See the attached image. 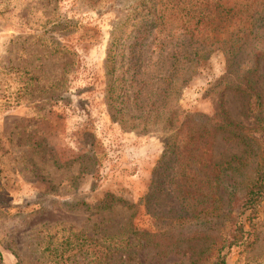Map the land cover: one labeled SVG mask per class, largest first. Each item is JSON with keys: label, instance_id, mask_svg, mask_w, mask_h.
<instances>
[{"label": "rangeland", "instance_id": "rangeland-1", "mask_svg": "<svg viewBox=\"0 0 264 264\" xmlns=\"http://www.w3.org/2000/svg\"><path fill=\"white\" fill-rule=\"evenodd\" d=\"M172 108L217 129L196 166L213 171L183 201L217 210L125 246L128 225L165 231L143 196ZM262 122L264 0H0V264H217ZM256 211L224 264H264V201Z\"/></svg>", "mask_w": 264, "mask_h": 264}, {"label": "trees", "instance_id": "trees-1", "mask_svg": "<svg viewBox=\"0 0 264 264\" xmlns=\"http://www.w3.org/2000/svg\"><path fill=\"white\" fill-rule=\"evenodd\" d=\"M173 65V63L170 64L171 67H173ZM171 82H175V79L168 77L164 91H168L169 93V91L175 92L178 90L177 85H172ZM237 86L238 85L234 87ZM259 97L260 96L257 95V99ZM177 116L178 112L175 108L168 110V117H170L171 120L173 119L174 122H177ZM256 120L261 122L259 117H256ZM189 121V115L184 116L182 121L177 122V128L173 132L171 138L164 142L162 153L151 170L150 181L143 196L144 205L147 211L151 212V216L159 221L165 231L163 230L161 233H152L146 230H139L131 227V225H128L126 230L129 234H134L135 236L133 240H129V242L125 243V246H130L132 242H135V240H137L136 246L146 244L147 241L144 239H142L143 244L140 241V237L142 236L158 237L164 232L169 234L174 230H177L176 233H174L175 236L181 235V229L185 226L186 221H188H185L188 215H199L200 213H209L212 215L213 211L216 209L217 206L213 204L209 205L206 203L203 205L201 203L193 204L191 202H183L188 197L191 198L194 195H200L199 192L201 191V188L199 186L204 185V180H206L208 178V174H211L213 171V168H208L205 172H203V174H201V168L196 166L199 165L200 162L201 164L208 162V158L205 153H207V149L209 148V142L211 141L214 130H217L216 128H210L211 117L205 118L204 122L199 125L191 124L187 126L191 122ZM140 122L142 123L144 121ZM262 126L264 131L263 122ZM145 127L146 123H143L142 128ZM227 132L231 135L230 131ZM262 142L264 144V135L262 137ZM168 151L173 154L172 159L170 158ZM256 158L253 177L246 185L241 196V201L236 214L237 220L234 222L233 231L223 235L222 237L220 235L221 238L219 240L211 242V245H213V243L217 245V264H224L225 254L231 246H244L248 243L249 229H244V225L247 222V225L251 226L252 219L255 217L259 203L264 201V152L256 155ZM172 163L174 164L172 165ZM172 172L176 174L173 176L171 175ZM166 173H169L170 175L168 180L165 179L166 176H168L165 175ZM197 190L200 191L197 192ZM154 192H159L164 198L168 199L174 196L176 201L172 205L167 202L168 205H165L166 209H160L158 212L153 211L151 202L152 199H154ZM115 200L120 199L105 195L101 200L103 204L102 207L109 206V204ZM163 206H161V208ZM214 215L215 213L213 216ZM195 232L196 231L193 230L190 234H194ZM166 234L164 236H166ZM178 240L176 243H178Z\"/></svg>", "mask_w": 264, "mask_h": 264}]
</instances>
